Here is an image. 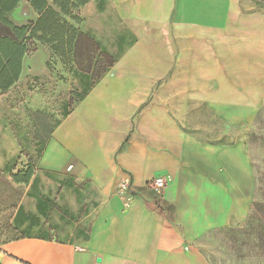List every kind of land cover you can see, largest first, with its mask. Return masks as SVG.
Instances as JSON below:
<instances>
[{
	"label": "crops",
	"instance_id": "obj_1",
	"mask_svg": "<svg viewBox=\"0 0 264 264\" xmlns=\"http://www.w3.org/2000/svg\"><path fill=\"white\" fill-rule=\"evenodd\" d=\"M258 2L88 0L76 9L80 32L115 61L67 115L26 143L42 145L28 183L10 178L18 142L0 121V264H231L224 248L211 262L204 241L247 225L254 171L242 140L198 137L192 108L247 129L264 107ZM7 17L21 26L38 13L20 0ZM126 34L134 37L128 47ZM26 58L0 102L42 81ZM79 76L69 75L71 90L81 87ZM39 96L30 91L26 102ZM155 177L166 181L160 192L147 187ZM121 179L130 181L131 201L116 193ZM259 257L264 264V235Z\"/></svg>",
	"mask_w": 264,
	"mask_h": 264
},
{
	"label": "rangeland",
	"instance_id": "obj_2",
	"mask_svg": "<svg viewBox=\"0 0 264 264\" xmlns=\"http://www.w3.org/2000/svg\"><path fill=\"white\" fill-rule=\"evenodd\" d=\"M258 1V5L264 8V0ZM122 41L128 47L134 41V37L126 34ZM48 58L47 49L38 44L37 49L27 55L26 63L30 66V72L32 71L42 81L37 78L29 80L26 86L15 87L0 102V121L5 123L10 136L18 142V153L12 162L14 173L24 171L30 166L34 174L42 145L38 143L33 146L26 143L35 142L44 136L57 122L58 117H62L70 108L68 98L71 91L70 85L73 86L74 82L70 80L60 64H54V68L67 79L65 83L58 80L55 73L50 72L46 66ZM24 73L27 74L26 69ZM83 89L81 86L78 90ZM30 91H34L42 99L39 96V100L34 103L30 100L26 102V96ZM33 104L43 106L46 113L42 114L33 110L31 107L34 106ZM192 111L197 120L194 125L200 126L195 131L200 139L218 142L243 141L251 160L256 182L254 204L247 225L233 231L221 232L216 237L208 236L204 241V252L211 262L218 259L219 251L224 248L226 254L229 252L232 254L231 264H236L238 261L258 264L261 237L264 235V107L247 129L226 126L202 105L193 107ZM11 236H20V234L12 233Z\"/></svg>",
	"mask_w": 264,
	"mask_h": 264
},
{
	"label": "trees",
	"instance_id": "obj_3",
	"mask_svg": "<svg viewBox=\"0 0 264 264\" xmlns=\"http://www.w3.org/2000/svg\"><path fill=\"white\" fill-rule=\"evenodd\" d=\"M19 1L0 0V91L8 90L17 82L23 56L32 54L38 44L42 45L49 53L46 66L58 80L67 81L54 64H60L68 75L80 74L84 89L69 92L70 108L63 114L65 116L113 66L115 59L77 27L81 17L76 14V9L88 0H54V7L46 0H27L38 17L33 22L17 26L7 16ZM32 176L33 169L28 166L24 171L12 173L10 178L19 184L28 183Z\"/></svg>",
	"mask_w": 264,
	"mask_h": 264
},
{
	"label": "built area",
	"instance_id": "obj_4",
	"mask_svg": "<svg viewBox=\"0 0 264 264\" xmlns=\"http://www.w3.org/2000/svg\"><path fill=\"white\" fill-rule=\"evenodd\" d=\"M71 166H68L67 169H70ZM166 181L162 177H155L147 183V187L160 192L165 186ZM116 193L125 199L126 201H131L133 199V193L131 190L130 181L127 179H121L116 187Z\"/></svg>",
	"mask_w": 264,
	"mask_h": 264
}]
</instances>
